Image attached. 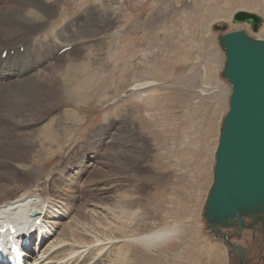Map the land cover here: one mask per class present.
<instances>
[{"label": "rangeland", "instance_id": "374dc122", "mask_svg": "<svg viewBox=\"0 0 264 264\" xmlns=\"http://www.w3.org/2000/svg\"><path fill=\"white\" fill-rule=\"evenodd\" d=\"M60 1L58 8L62 7L70 19L101 3H113L117 15L111 27L105 13L89 15V37L84 38L93 40L94 45L84 52L80 60L84 63L74 75L66 73L68 59L62 63L60 77L67 74L69 96L58 102L55 114L42 125L48 130L44 135L48 138L51 132L60 144L46 141L51 145L41 157L39 185L45 179L57 180L61 174L72 196L63 202L70 212L51 220L47 217L54 225L49 222L48 227L55 228L52 233L56 235L46 246L72 222L94 242L81 245L84 248L75 257L106 245L103 251L95 252L97 259L102 257L95 264H229V248L207 228L203 218L220 128L232 91L222 75L226 55L219 36L243 30L264 39V26L254 31L250 25L235 24L231 19L241 9L263 18L264 13L238 8L237 4L234 8L231 3L235 0ZM260 2L264 4V0ZM197 9L203 10L204 17L216 9L230 18L202 25L196 20ZM63 19L58 14L51 17L34 37L46 35L49 40ZM83 24L79 22L74 29L78 33L75 40L85 32ZM104 29L109 32L99 54L96 49L105 36L101 34ZM138 85L145 87L131 90ZM50 98L46 97V106ZM68 110L72 113L66 115ZM58 115L62 117L55 127L51 121ZM210 117L212 133L205 135ZM18 175L22 178L27 174L19 170ZM19 178L7 182L9 189L17 186L13 199L22 193L20 186L26 185ZM175 226L184 233L166 251L149 253L126 245L127 240L139 235ZM123 231L133 235L124 236ZM261 241L259 236L254 241L251 230L233 238V243L253 248L254 256ZM88 262L93 264L82 260L73 264Z\"/></svg>", "mask_w": 264, "mask_h": 264}, {"label": "bare ground", "instance_id": "6f19581e", "mask_svg": "<svg viewBox=\"0 0 264 264\" xmlns=\"http://www.w3.org/2000/svg\"><path fill=\"white\" fill-rule=\"evenodd\" d=\"M204 1L206 0H203V3ZM247 1L249 0H240V2L235 0L231 5L237 4L238 8L264 13V4L262 5L260 0ZM60 2V0H0V172H2L0 173V222L2 220L15 221L18 226L19 239L32 238L36 232H39L42 241L46 238L48 242L51 241V236L56 235L52 233L55 228L48 227L51 218L62 215V212L64 214L70 212V208L65 207L63 203L72 197L68 195L70 186H64L66 180L61 177V174L57 180L45 179V182L41 186L39 185V181L42 179V172L39 171L42 164L41 157L47 153V145H51L47 144L46 141L60 144L59 139L53 136L51 132L48 138L44 135L48 133V130L42 125L48 116L55 114L58 102L69 96V80L66 75L68 73L74 75L80 69L79 65L84 63V59L80 61L84 52L92 49L94 45H92L93 40L84 38L89 37V22H87L89 15L105 13L109 18L107 26H110L117 15L113 3L103 4L101 1V5L93 8H91L93 4H89L91 6L87 7L86 14H82L83 16L78 15L77 18L70 19L67 17L68 13L65 14V10L61 11L60 8L62 7L59 6L60 8H58ZM233 7L235 8V6ZM197 11L201 16L198 14L196 20L202 25L218 19L230 18L226 13L216 9L211 10L208 17L203 16V10L197 9ZM56 14L61 18L64 17L60 29L50 33L49 40H46V35L38 39L35 38L34 36H37L48 25L50 18ZM81 21L84 23L85 32H80L83 37L80 36L81 39L75 40L76 28ZM67 22L68 24H66ZM108 32V29H104L101 33L105 36L102 37V42L97 46L96 51L99 54L102 53L103 42L106 40ZM66 42L68 44L65 45ZM60 43H64V45ZM66 47L68 52L60 54L61 50ZM4 52L7 54L3 58ZM66 60L68 61L67 74L65 78L61 79L62 63ZM85 67L87 68V65ZM63 81L65 84L62 83ZM144 87L145 85H138L131 90L140 91ZM46 93L51 97L50 101L47 100L48 106L45 104L46 97H48ZM204 93L202 91V95ZM70 113H72L71 110H68L66 115ZM61 117L58 115V118H52L51 122L55 127L57 120H61ZM211 120V117L207 119L209 122H207V128L204 129L205 135L212 133L210 132L213 127L210 126ZM50 131H52V127ZM201 131L203 132V130ZM202 135L204 134L199 136ZM201 143L203 144L198 140V146H204ZM32 158L38 161L39 165H36ZM19 170L26 172L27 175L19 178ZM16 176L26 185L20 186L22 193L13 199L12 192L17 186L12 188L11 185L12 189H9L7 182H11ZM71 181L73 182L74 179ZM3 182H6V185ZM80 214L86 216L84 211ZM51 224L54 227L52 222ZM81 233L79 227L74 226L72 222L67 223L64 231L55 240H52L50 245H44L39 251V254L46 257L42 264H73L77 260L93 261L95 264L97 260L100 261L102 257L97 259L98 255L95 252L103 251L106 245H101L78 258L74 256L75 253L84 248L81 245L94 243L88 235ZM128 233L122 232L127 237L133 235ZM183 233L184 231L176 226L157 229V231L127 240L126 242L129 243L126 245L142 248L149 253H160L181 240ZM100 240L103 241L98 239V241ZM70 241L74 243L69 244ZM51 259L56 262L53 263Z\"/></svg>", "mask_w": 264, "mask_h": 264}, {"label": "water", "instance_id": "95a60500", "mask_svg": "<svg viewBox=\"0 0 264 264\" xmlns=\"http://www.w3.org/2000/svg\"><path fill=\"white\" fill-rule=\"evenodd\" d=\"M231 19L254 31L264 26L263 16L245 9ZM219 42L226 55L222 75L232 91L203 218L229 248V264L236 258L247 264L249 250L232 239L246 230L264 235V39L235 30L221 34Z\"/></svg>", "mask_w": 264, "mask_h": 264}, {"label": "flooded vegetation", "instance_id": "af4514ba", "mask_svg": "<svg viewBox=\"0 0 264 264\" xmlns=\"http://www.w3.org/2000/svg\"><path fill=\"white\" fill-rule=\"evenodd\" d=\"M258 236L261 238V240L264 237L262 232H257V233L253 232L254 241L258 238ZM232 241H233V239H232ZM261 242H264V241L262 240ZM245 247L249 250V258H248L247 264H260V263L264 264V249H262V244L259 245L258 250H257L258 253L256 256L253 255V251H254L253 248H249L247 246H245ZM238 261L237 260L233 261V263L238 262Z\"/></svg>", "mask_w": 264, "mask_h": 264}]
</instances>
